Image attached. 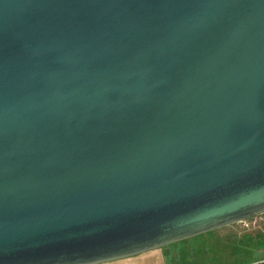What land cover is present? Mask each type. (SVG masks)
I'll return each mask as SVG.
<instances>
[{"label":"water","instance_id":"95a60500","mask_svg":"<svg viewBox=\"0 0 264 264\" xmlns=\"http://www.w3.org/2000/svg\"><path fill=\"white\" fill-rule=\"evenodd\" d=\"M262 212L264 0H0V264Z\"/></svg>","mask_w":264,"mask_h":264},{"label":"crops","instance_id":"0c3cea01","mask_svg":"<svg viewBox=\"0 0 264 264\" xmlns=\"http://www.w3.org/2000/svg\"><path fill=\"white\" fill-rule=\"evenodd\" d=\"M232 227H221L187 240L101 264H211L212 260L205 258L204 247L212 241L213 245L224 243L228 248L226 250L229 256L223 257L229 260L232 258L233 263L226 264H264V252L261 257L252 247L240 246L242 236H237ZM231 233L234 234L233 237L228 236Z\"/></svg>","mask_w":264,"mask_h":264},{"label":"rangeland","instance_id":"374dc122","mask_svg":"<svg viewBox=\"0 0 264 264\" xmlns=\"http://www.w3.org/2000/svg\"><path fill=\"white\" fill-rule=\"evenodd\" d=\"M232 228L235 229L237 236H242V240L239 241L240 246L252 247L255 252H258L261 257L264 252V212L250 217L241 222L235 223ZM233 233L228 234V236L233 237ZM204 252L205 258L212 260L211 264H226L233 263V259L230 260L224 258L223 256H229L227 254L228 248L224 243L214 244L213 241L210 242L206 247ZM220 252V254L218 253ZM258 255V256H259ZM231 256V255H230ZM219 260V261H215Z\"/></svg>","mask_w":264,"mask_h":264}]
</instances>
